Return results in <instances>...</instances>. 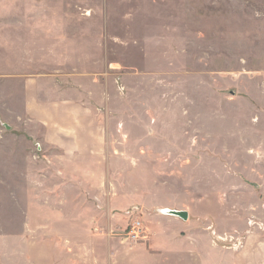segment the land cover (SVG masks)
<instances>
[{
	"label": "rangeland",
	"instance_id": "obj_1",
	"mask_svg": "<svg viewBox=\"0 0 264 264\" xmlns=\"http://www.w3.org/2000/svg\"><path fill=\"white\" fill-rule=\"evenodd\" d=\"M59 178L116 242L170 205L264 264V0H0V264L54 260L25 211Z\"/></svg>",
	"mask_w": 264,
	"mask_h": 264
},
{
	"label": "crops",
	"instance_id": "obj_2",
	"mask_svg": "<svg viewBox=\"0 0 264 264\" xmlns=\"http://www.w3.org/2000/svg\"><path fill=\"white\" fill-rule=\"evenodd\" d=\"M60 171L71 173L70 185L74 186L79 165L72 163ZM59 180H55V186ZM54 188L52 196L46 190L45 196L40 194L38 209L30 204L25 211L28 219L40 220L46 252L50 237H54V260L48 256L45 264H226L219 245L210 242V230L204 227L206 221L200 214L186 208L156 205L144 221L136 217L145 229L147 241L130 239L133 242L128 247L119 238L116 242L111 234L116 214L111 211L109 199L95 196L81 201L79 195L65 191L60 195L56 190L60 184ZM163 206L184 209L186 215L180 217L157 210Z\"/></svg>",
	"mask_w": 264,
	"mask_h": 264
},
{
	"label": "built area",
	"instance_id": "obj_3",
	"mask_svg": "<svg viewBox=\"0 0 264 264\" xmlns=\"http://www.w3.org/2000/svg\"><path fill=\"white\" fill-rule=\"evenodd\" d=\"M125 235L126 237L130 238V239H139L145 236V229L141 223V221L138 218H132L126 226V230H125ZM220 238H223L222 236L219 235ZM239 243V242H238ZM234 244H237V242H235Z\"/></svg>",
	"mask_w": 264,
	"mask_h": 264
},
{
	"label": "water",
	"instance_id": "obj_4",
	"mask_svg": "<svg viewBox=\"0 0 264 264\" xmlns=\"http://www.w3.org/2000/svg\"><path fill=\"white\" fill-rule=\"evenodd\" d=\"M157 210L163 213L175 214L180 217H184L186 215V211L184 209H177V208H170L163 206V207H158Z\"/></svg>",
	"mask_w": 264,
	"mask_h": 264
}]
</instances>
